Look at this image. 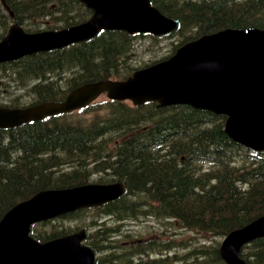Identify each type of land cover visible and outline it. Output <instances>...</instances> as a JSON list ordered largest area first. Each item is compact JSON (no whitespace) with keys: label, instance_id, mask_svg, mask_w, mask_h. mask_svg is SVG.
Masks as SVG:
<instances>
[{"label":"trees","instance_id":"16d2710c","mask_svg":"<svg viewBox=\"0 0 264 264\" xmlns=\"http://www.w3.org/2000/svg\"><path fill=\"white\" fill-rule=\"evenodd\" d=\"M6 3L14 19L27 30H33L38 19L47 18L48 26L56 27L83 21L91 14L79 0ZM151 3L176 19L168 35L178 34L177 46L223 27H264V0ZM7 19L0 5V37ZM133 37L121 30H103L72 48L0 63V70L14 73L12 81L28 87L7 99L0 97V104L23 105L27 101L23 96L33 102L56 100L85 82L128 76L134 69L128 60ZM106 104L83 123H62L52 117L0 128V217L39 189L82 184L95 171L111 175L100 181L124 184L122 195L90 208L117 222L155 215L177 219L183 227L205 236L222 237L264 212V152L251 157L224 133L222 116L187 105L158 107L146 102L131 106L116 100ZM87 209L39 223L31 228L32 235L44 241L86 228L85 243L95 253H103L96 254L94 264L221 263L216 243L195 246L184 263L182 259L171 262L172 256L159 252L150 256L147 250L159 251L164 242L123 245L118 225L109 226V220L104 223L95 218L87 222ZM122 236L127 240L130 232ZM252 246L249 264H263L264 238H257Z\"/></svg>","mask_w":264,"mask_h":264},{"label":"water","instance_id":"95a60500","mask_svg":"<svg viewBox=\"0 0 264 264\" xmlns=\"http://www.w3.org/2000/svg\"><path fill=\"white\" fill-rule=\"evenodd\" d=\"M81 1L93 14L80 24L34 33L11 25L0 41V62L87 39L101 28L164 34L176 26V21L150 0ZM104 91L110 98H130L135 104L157 100L158 105L188 104L227 114L225 132L232 139L264 148V29L224 28L203 34L183 43L170 57L136 69L123 80L85 83L62 101L22 108L0 106V127L79 108ZM122 191L120 182L86 183L42 189L17 202L0 218V264H93V250L81 242L83 229L40 242L29 234L30 225L101 204ZM262 235L264 215L229 232L220 247L227 264H246L237 255L240 245Z\"/></svg>","mask_w":264,"mask_h":264},{"label":"rangeland","instance_id":"374dc122","mask_svg":"<svg viewBox=\"0 0 264 264\" xmlns=\"http://www.w3.org/2000/svg\"><path fill=\"white\" fill-rule=\"evenodd\" d=\"M4 13H6L3 10ZM9 23V21H8ZM179 42L178 34H173L169 36L163 37H152L151 35H136L132 39V53L129 57V61L131 65H136L138 63H143L145 61L155 60L161 56L169 54L175 46H177ZM11 76H14V73H10L9 71L0 70V81H4L9 85V91L13 92L18 89L19 83L16 81L11 80ZM0 89L3 90L4 87L0 86ZM11 94L1 93L0 97L3 99H7ZM107 100L105 95H101L97 98L96 102L98 103L97 107H104L105 101ZM126 104H130V101H125ZM104 111V110H103ZM101 110V113L103 112ZM98 113V114H101ZM95 114V110L91 109L88 111H75L71 114L59 116L57 119L58 121H72V122H84L88 119L92 118ZM111 141H109L110 143ZM111 177L107 172L100 171V172H92L88 175V181L95 182L100 181L102 178ZM85 214V220L88 222L95 218L98 222H107L106 225L114 226L118 224L117 221L113 220L112 218L106 219L108 216L103 215L100 213L99 210L94 209H87ZM57 221V218H55ZM46 221V220H45ZM43 221V222H45ZM48 221V220H47ZM68 221V220H67ZM118 224V231L117 234L123 237L122 235L126 232H130V236L127 240L122 239L123 245L128 243L131 244H146L148 241H152L157 238V233L162 232L160 235L165 239V242H168L166 248L162 249L164 254H169L172 256L171 262L174 260L182 259L183 262L189 259V251H191L195 246L203 242L214 243L213 238H209L205 240L204 234L196 232L194 229L183 228L180 223L176 220L169 219H158L154 216H136L132 218H127ZM39 223H42L39 222ZM39 223H36L32 226V228H37ZM47 226V225H46ZM175 235V236H174ZM171 240V241H170ZM197 242V243H196ZM177 247V248H176ZM128 248V247H125ZM176 251V252H175ZM177 253V254H174ZM96 254H103L102 252H98ZM177 264V263H175Z\"/></svg>","mask_w":264,"mask_h":264},{"label":"bare ground","instance_id":"6f19581e","mask_svg":"<svg viewBox=\"0 0 264 264\" xmlns=\"http://www.w3.org/2000/svg\"><path fill=\"white\" fill-rule=\"evenodd\" d=\"M133 135V134H132ZM175 236V235H174ZM171 241V240H170ZM206 242V241H205ZM208 242V241H207ZM197 243V242H196ZM177 248V247H176ZM176 252V251H175ZM190 252V251H189ZM184 263V262H183Z\"/></svg>","mask_w":264,"mask_h":264}]
</instances>
